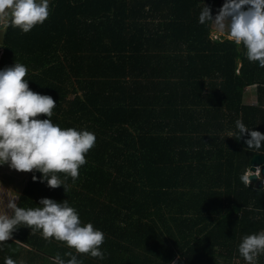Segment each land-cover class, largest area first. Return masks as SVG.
Segmentation results:
<instances>
[{
	"label": "trees",
	"instance_id": "obj_1",
	"mask_svg": "<svg viewBox=\"0 0 264 264\" xmlns=\"http://www.w3.org/2000/svg\"><path fill=\"white\" fill-rule=\"evenodd\" d=\"M203 3L214 19L225 0H51L42 25L0 35V70L24 64L30 90L56 102L52 122L96 137L66 193L31 173L18 206L68 200L105 236L101 260L21 226L0 264H52L68 251L82 264H246L238 246L264 231V187L240 176L264 144L248 150L249 135L227 132L240 119L264 134V68L211 36Z\"/></svg>",
	"mask_w": 264,
	"mask_h": 264
},
{
	"label": "clouds",
	"instance_id": "obj_2",
	"mask_svg": "<svg viewBox=\"0 0 264 264\" xmlns=\"http://www.w3.org/2000/svg\"><path fill=\"white\" fill-rule=\"evenodd\" d=\"M49 15V0H0V28L5 30L13 27L27 34ZM199 23L210 24L220 33L227 30L229 39L244 47L247 59L264 68V0H225L214 19L211 8L203 3ZM27 74V67L18 62L0 70V165L7 164L20 173L39 172L40 183L46 181L51 189L63 187L66 193L68 179L74 184L79 178V169L87 163L86 155L95 147L96 137L87 130L62 129L54 124L50 118L56 102L51 96L30 90ZM245 134L250 136L244 141L247 149L260 150L264 134L249 130L240 119L235 121V131L227 132L229 138L235 135L237 140ZM260 173L259 167L255 172L250 167L240 180L249 187L251 177L260 179ZM32 179L37 181L35 175ZM19 199V193L0 185V245L23 226L33 234L39 231L49 242L54 239L64 244L76 254L104 259V233L91 223L82 225L68 200L58 203L42 198L38 207L26 209L18 206ZM73 251L65 252L64 257L57 253L52 264H82ZM238 252L246 264H257V258L264 254V231L244 236ZM4 264L17 262L6 257Z\"/></svg>",
	"mask_w": 264,
	"mask_h": 264
},
{
	"label": "rangeland",
	"instance_id": "obj_3",
	"mask_svg": "<svg viewBox=\"0 0 264 264\" xmlns=\"http://www.w3.org/2000/svg\"><path fill=\"white\" fill-rule=\"evenodd\" d=\"M51 2V0H49ZM215 36H219V32L215 30ZM3 31L0 30V34ZM4 34V32H3ZM3 51L0 47V59ZM31 173H20L15 170L10 169V167L5 165H0V185H2L5 189H11L19 194H21L23 187L28 181ZM7 202V201H6ZM18 202V201H17Z\"/></svg>",
	"mask_w": 264,
	"mask_h": 264
},
{
	"label": "crops",
	"instance_id": "obj_4",
	"mask_svg": "<svg viewBox=\"0 0 264 264\" xmlns=\"http://www.w3.org/2000/svg\"><path fill=\"white\" fill-rule=\"evenodd\" d=\"M216 16V15H215ZM215 18V17H214ZM0 30L1 31H5V29H2V28H0ZM214 30V27L212 26V33H211V36L212 37H214V38H221V37H226V38H228L229 39V37H228V35H227V30H225V32L224 33H220L219 32V36L218 37H216L215 36V31H213ZM2 32V33H3ZM1 33V34H2ZM0 34V35H1ZM1 47V46H0ZM2 48V47H1ZM2 51H3V49H2ZM257 86L256 85H254V86H250V87H248L247 89H246V92H245V96H244V103L245 104H247V105H257V103H258V98H257Z\"/></svg>",
	"mask_w": 264,
	"mask_h": 264
},
{
	"label": "water",
	"instance_id": "obj_5",
	"mask_svg": "<svg viewBox=\"0 0 264 264\" xmlns=\"http://www.w3.org/2000/svg\"><path fill=\"white\" fill-rule=\"evenodd\" d=\"M257 167L261 169V178L257 179L255 176L251 177V181L256 182L257 187H264V155L258 154L251 160V169L256 171Z\"/></svg>",
	"mask_w": 264,
	"mask_h": 264
}]
</instances>
